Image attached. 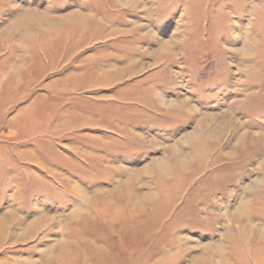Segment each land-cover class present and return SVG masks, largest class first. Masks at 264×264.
I'll use <instances>...</instances> for the list:
<instances>
[{"label":"rangeland","instance_id":"374dc122","mask_svg":"<svg viewBox=\"0 0 264 264\" xmlns=\"http://www.w3.org/2000/svg\"><path fill=\"white\" fill-rule=\"evenodd\" d=\"M0 264H264V0H0Z\"/></svg>","mask_w":264,"mask_h":264},{"label":"bare ground","instance_id":"6f19581e","mask_svg":"<svg viewBox=\"0 0 264 264\" xmlns=\"http://www.w3.org/2000/svg\"><path fill=\"white\" fill-rule=\"evenodd\" d=\"M239 211V210H238Z\"/></svg>","mask_w":264,"mask_h":264}]
</instances>
